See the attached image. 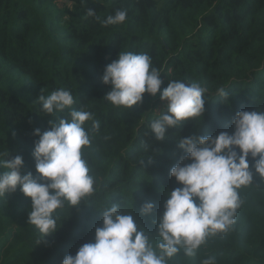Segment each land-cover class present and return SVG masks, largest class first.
Wrapping results in <instances>:
<instances>
[{
	"label": "trees",
	"instance_id": "1",
	"mask_svg": "<svg viewBox=\"0 0 264 264\" xmlns=\"http://www.w3.org/2000/svg\"><path fill=\"white\" fill-rule=\"evenodd\" d=\"M89 9L95 17L86 15ZM117 9L127 10L126 21L103 26L100 21ZM120 51L147 53L161 73V91L170 80L206 88L204 114L155 139L150 125L166 104L159 93H145L131 109L104 99L111 85L102 75ZM60 88L73 94V108L100 121L91 147L82 150L96 192L87 204L71 208L66 202L58 209V229L43 239L28 224L31 198L19 186L0 196V264H62L66 255L94 242L101 211L112 203H120L122 212H132L139 226L154 234L167 191L182 186L170 176L185 154L180 140L231 134L238 111H264V0H0V159L20 155L23 170L39 175L34 129L50 130L49 121L67 110L42 114L38 97ZM221 88L229 96H221ZM249 164L253 182L238 189L242 203L234 225L209 236L195 255L181 249L167 264H202L209 257L215 264H264V179L251 156ZM146 202L154 204L150 215L141 213ZM11 227L23 233L19 247L5 256Z\"/></svg>",
	"mask_w": 264,
	"mask_h": 264
},
{
	"label": "clouds",
	"instance_id": "2",
	"mask_svg": "<svg viewBox=\"0 0 264 264\" xmlns=\"http://www.w3.org/2000/svg\"><path fill=\"white\" fill-rule=\"evenodd\" d=\"M86 15L95 17V11L89 9ZM126 18L127 10L117 9L100 22L103 26L115 25ZM160 76L147 53L130 51H120L102 75V82L111 85L104 99L118 108L141 104L145 93L160 94L166 102L165 110L150 125L157 140H163L169 128L203 115L207 91L199 83L178 80H170L161 91ZM219 94L229 96L223 88ZM38 101L42 103V114L53 117L66 110L67 114L50 120V130L34 129L33 135L39 137L33 150L39 175L23 170L20 155L0 159V168L7 169L0 172V196L15 192L19 186L30 197L28 224L34 225L43 239L57 231L54 213L58 209H63L66 202L71 208L82 201L87 204L96 192V180L82 150L91 147L100 121L92 112L72 107L76 101L70 90L60 88L42 94ZM87 121H92L88 129L84 127ZM232 123L231 134H197L180 140L179 147L185 154L171 168L170 176L182 186L167 191L164 211L158 222L154 221V234L142 229L132 212H122L120 203H112L101 211L94 242L80 246L75 255H66L62 264H167L181 249L186 256H193L209 236L227 232L242 203L238 189L253 182L249 156L256 173L264 179V111L240 110ZM153 211L151 202L141 207L144 215ZM202 264H215V259L209 257Z\"/></svg>",
	"mask_w": 264,
	"mask_h": 264
},
{
	"label": "rangeland",
	"instance_id": "3",
	"mask_svg": "<svg viewBox=\"0 0 264 264\" xmlns=\"http://www.w3.org/2000/svg\"><path fill=\"white\" fill-rule=\"evenodd\" d=\"M24 226H26V227H29V225H27V224H25ZM31 226H33V225H31ZM13 229H12V227L10 228V229H8V233H9V235H6V237H8V241H7V243L4 245V247H3V249H2V253L3 254H5V256L7 255V254H9L8 252H9V249L11 248V247H13V246H17V247H19V245H16L18 242H19V240H20V237H21V235H22V233H23V231L22 232H13L12 231ZM25 233V232H24ZM11 235V236H10ZM5 258V257H4ZM5 260V259H4ZM17 262V261H16ZM8 264H13V262H11V263H8ZM19 264H21V263H19Z\"/></svg>",
	"mask_w": 264,
	"mask_h": 264
},
{
	"label": "bare ground",
	"instance_id": "4",
	"mask_svg": "<svg viewBox=\"0 0 264 264\" xmlns=\"http://www.w3.org/2000/svg\"><path fill=\"white\" fill-rule=\"evenodd\" d=\"M132 208V207H131Z\"/></svg>",
	"mask_w": 264,
	"mask_h": 264
}]
</instances>
